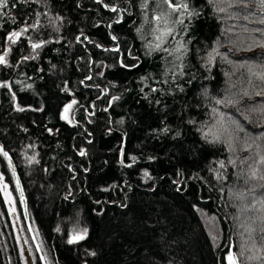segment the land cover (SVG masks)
I'll list each match as a JSON object with an SVG mask.
<instances>
[{"label":"trees","instance_id":"obj_1","mask_svg":"<svg viewBox=\"0 0 264 264\" xmlns=\"http://www.w3.org/2000/svg\"><path fill=\"white\" fill-rule=\"evenodd\" d=\"M13 2L0 175L30 263L264 264V0ZM0 264H28L1 182Z\"/></svg>","mask_w":264,"mask_h":264},{"label":"snow or ice","instance_id":"obj_2","mask_svg":"<svg viewBox=\"0 0 264 264\" xmlns=\"http://www.w3.org/2000/svg\"><path fill=\"white\" fill-rule=\"evenodd\" d=\"M21 2H26V0H21ZM102 2V0H101ZM166 3H168L169 7L172 8V10L175 12V11H178L180 8H188V4L186 3H181V4H173L172 3V0H165ZM9 6V0H0V9H5V8H8ZM13 7H15V0L13 2ZM105 7H108V5H105ZM113 12H116L117 11V8H112L111 9ZM0 15H6V13H3V12H0ZM167 19L168 17L166 16H162V15H157L155 17V21L157 22V31H160L161 32V35H157L156 36V40L159 41V43H156L155 44V48L153 50H161V51H165L167 52L168 49L167 48H163L162 45L164 43H166L167 41L165 39H163V37L165 36H170L172 35L174 29L172 28H166V29H162L161 28V24H167ZM180 23H183V21H179ZM13 23H15V21H13ZM32 28H35V27H38V24H33L31 25ZM29 31V26H25L21 31H12L10 32L6 39L8 41H11V43L15 44L20 38L21 36L28 32ZM79 37H77V40L79 41ZM113 40L117 39L115 36L112 37ZM32 47V50L35 51L36 49H39L41 47H43V45L41 43H33L31 45ZM184 46L181 44V45H178V47L175 49L176 52H180L181 49L183 48ZM116 51H118V49H115ZM9 51H11V49H9ZM171 54V53H170ZM6 56H7V53H5L4 55H0V64H7V60H6ZM33 59H35L36 57L33 56L32 57ZM179 58V57H178ZM24 59H28V57H24ZM133 67H136V65H133ZM88 79H91V77H88ZM5 85H0V87H4ZM182 90V89H181ZM153 92L157 91V89H152ZM113 99H119V97H114ZM77 103L76 100H73L70 104H68L65 109H64V112H65V116L63 117L64 119H68V111L69 109H71L73 107V105H75ZM71 122V121H69ZM164 132H167L168 129L165 128L163 129ZM0 152H3V149L0 148ZM85 153L84 152H81L80 155H84ZM3 155L5 157H8V153L7 152H3ZM135 157H132V160L135 161ZM9 163H11V160L9 158ZM129 167L131 165H128ZM220 166L223 167V162H220ZM145 175L147 176L148 173L145 172ZM3 179V176L0 175V180ZM18 183V182H17ZM5 189L7 188V185H4L3 186ZM11 202V201H10ZM57 231H59V229H57ZM88 235V230L87 228H83L79 231H76L75 234L72 236V238L68 241L69 243H77L81 240H84ZM39 247V246H38ZM92 255H95V253L93 252ZM228 260H229V264H237V261L235 259V257L233 255H230L228 257ZM46 264H47V261H46Z\"/></svg>","mask_w":264,"mask_h":264},{"label":"rangeland","instance_id":"obj_3","mask_svg":"<svg viewBox=\"0 0 264 264\" xmlns=\"http://www.w3.org/2000/svg\"><path fill=\"white\" fill-rule=\"evenodd\" d=\"M0 182H1V185H2L3 192L5 194L6 200L8 202V206L10 208L11 215L13 217V221L15 223V227L17 229L18 237L20 239L22 249H23V251L25 253L27 263L31 264L30 263L31 255H30V253L28 251V245H27V243L25 241L24 236L22 235L21 228H20V221H19L18 215H17L15 197H14L13 193L10 191L9 187L7 186V188L5 189L3 186L6 185V184L2 180H0Z\"/></svg>","mask_w":264,"mask_h":264}]
</instances>
